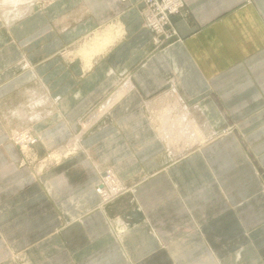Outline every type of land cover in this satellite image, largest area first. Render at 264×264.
Listing matches in <instances>:
<instances>
[{
  "label": "crops",
  "instance_id": "1",
  "mask_svg": "<svg viewBox=\"0 0 264 264\" xmlns=\"http://www.w3.org/2000/svg\"><path fill=\"white\" fill-rule=\"evenodd\" d=\"M141 9L0 16V264H264V0H185L161 45ZM22 130L57 152L38 175ZM108 170L130 191L102 204Z\"/></svg>",
  "mask_w": 264,
  "mask_h": 264
},
{
  "label": "built area",
  "instance_id": "2",
  "mask_svg": "<svg viewBox=\"0 0 264 264\" xmlns=\"http://www.w3.org/2000/svg\"><path fill=\"white\" fill-rule=\"evenodd\" d=\"M127 1V0H124ZM144 25L152 31L156 45L175 39L177 33L171 17L179 14L185 7V0H141ZM15 143L22 149H27L36 142V137L28 131L14 135ZM44 166V165H43ZM102 204L112 200L125 190L118 177L110 170L106 171L96 186Z\"/></svg>",
  "mask_w": 264,
  "mask_h": 264
},
{
  "label": "bare ground",
  "instance_id": "3",
  "mask_svg": "<svg viewBox=\"0 0 264 264\" xmlns=\"http://www.w3.org/2000/svg\"><path fill=\"white\" fill-rule=\"evenodd\" d=\"M46 1H52V0H46ZM46 1H44V2H46ZM41 4H42L41 0H0V16L4 17L7 22H10V21H13V20H17V19H22V18L26 17L27 15H29V13L34 11L35 8H37V7L41 8L42 7ZM118 29L117 30H113L112 33L110 31H107V32L103 31L102 33H97L95 35V39L93 41H91V43H89V44L90 45H92L94 43L106 44V43L110 42L115 37H117V35H119V30L120 29L119 30ZM84 52H86V51L84 50ZM178 122L179 123L180 122H182V123H185V122L192 123L193 121L190 120L189 118L187 119L186 118V112L183 111L180 114ZM175 124H176V122H175ZM182 133H183V131H182ZM65 153H66V151H65ZM54 157H57V155L55 154V156H54V154H52L50 160H52V158H54ZM43 165H44L43 163L41 165H39L38 169H40V168L42 169Z\"/></svg>",
  "mask_w": 264,
  "mask_h": 264
},
{
  "label": "rangeland",
  "instance_id": "4",
  "mask_svg": "<svg viewBox=\"0 0 264 264\" xmlns=\"http://www.w3.org/2000/svg\"><path fill=\"white\" fill-rule=\"evenodd\" d=\"M44 1H46V0H41V5H43L45 2ZM44 2V3H43ZM183 10H184V8H183ZM182 10V11H183ZM181 11V12H182ZM180 12V13H181ZM179 13V14H180ZM25 131H28L32 136H34V137H36V142H34L33 144H30L29 145V147L27 148V149H22V148H20V147H18V149H19V151H20V153H21V160H20V164L21 165H29V166H31L32 167V169H33V172H34V174H40V172L46 167V165L48 164L49 166H50V164H53L54 162H52L54 159H56V157H54V158H52V160H49V159H51V155L52 154H54V156H55V154H57V152L56 151H54V150H52L51 152H49V153H47V154H45L43 157H37L35 154H34V152H33V147H34V145L37 143V141H38V136L36 135V134H34L33 132H31V131H29V130H22V131H17V133L16 134H19V133H23V132H25ZM73 139H76V137L75 138H73ZM12 140H13V142L15 143V139H14V137L12 138ZM71 142V141H70ZM70 142H67V145H64V149L66 150V153L65 154H72V153H74V152H76L77 150H78V148H76L75 146V149H73L74 147H71L72 149H69V146L71 145L72 146V144L70 143ZM15 145H16V143H15ZM68 147V148H67ZM62 149V148H61ZM27 151V152H26ZM68 151V152H67ZM51 153V154H50ZM50 162H52V163H50ZM44 164V166H43V168L41 169H38V167H39V165H41V164ZM105 174V173H104ZM103 175V174H102ZM101 175V176H102ZM101 176H100V178H101ZM100 178H99V181H100ZM98 181V182H99ZM120 181V180H119ZM120 183H121V181H120ZM122 184V183H121ZM97 185H98V183H97ZM96 185V186H97ZM123 185V184H122ZM125 187V190H124V192L123 193H119L117 196H115L112 200H110L109 202H107V203H105V204H109V203H111V202H113L116 198H118L119 196H121V195H123V194H125L126 192H129L130 191V189L129 188H127L126 186H124ZM96 192H97V190H96Z\"/></svg>",
  "mask_w": 264,
  "mask_h": 264
}]
</instances>
